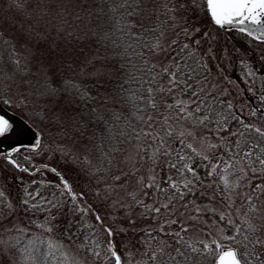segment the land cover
I'll return each instance as SVG.
<instances>
[{
	"label": "snow or ice",
	"instance_id": "6c2138e0",
	"mask_svg": "<svg viewBox=\"0 0 264 264\" xmlns=\"http://www.w3.org/2000/svg\"><path fill=\"white\" fill-rule=\"evenodd\" d=\"M259 45L264 0H0V264H264Z\"/></svg>",
	"mask_w": 264,
	"mask_h": 264
},
{
	"label": "rangeland",
	"instance_id": "374dc122",
	"mask_svg": "<svg viewBox=\"0 0 264 264\" xmlns=\"http://www.w3.org/2000/svg\"><path fill=\"white\" fill-rule=\"evenodd\" d=\"M219 34H220V40L217 43V56L218 57L223 54V47H228L229 50L231 51V47L233 44H243L244 43V37L240 34L235 33V32H230L229 30L220 29ZM254 44H255V42H254ZM259 46L264 47V45H259ZM210 63L214 65L216 63V61H213L210 58ZM225 63H227V62H225ZM256 67L259 69L260 65L257 64ZM225 71L228 72L233 79L239 81L242 87L246 88V85L241 80L240 75H239L240 68H239L238 64L235 63V61L233 62V66L231 68L226 67ZM213 76H215V71H213ZM209 79H212V77H209ZM257 87H259V83L257 84ZM248 95H250V94L245 92V96H248ZM53 163H55V162H53ZM21 174L25 177V179L29 178L28 173H21ZM0 175H2V173H0ZM31 178L40 179V176H37L36 174H32ZM47 178L48 179H54L55 177H54V174H52L51 172H48ZM69 178L72 180V182L74 183L75 186L83 187V185H84L83 180L73 177V175L71 173L69 174ZM45 191L51 192L52 190L41 189L42 194ZM85 191L87 192V189H85ZM88 198L90 201L95 200V197L92 193H88ZM99 207L101 208V211L103 212L104 211L103 206H99ZM105 222L106 223H112V221L108 218L107 215H105ZM124 240H131L133 243H136L135 240L130 239L129 233H127V234L121 233L120 237H116V243L118 245H121Z\"/></svg>",
	"mask_w": 264,
	"mask_h": 264
},
{
	"label": "trees",
	"instance_id": "16d2710c",
	"mask_svg": "<svg viewBox=\"0 0 264 264\" xmlns=\"http://www.w3.org/2000/svg\"><path fill=\"white\" fill-rule=\"evenodd\" d=\"M222 30H229L230 32H235V33H237V34L242 35V34L239 32L238 29L229 28V29H222ZM242 36H243V35H242ZM9 114L12 115L11 112H9ZM71 174L73 175V177L80 179V178L77 176V174H76L75 172H72ZM37 180H38V179H37ZM84 183H85V181H84ZM41 189L53 190V189L51 188V186H47V185H45V186H41ZM120 236H121V234L118 235L117 237H120ZM129 237H130V239H133V240L136 241V238L133 236V233H132L131 231L129 232Z\"/></svg>",
	"mask_w": 264,
	"mask_h": 264
},
{
	"label": "water",
	"instance_id": "95a60500",
	"mask_svg": "<svg viewBox=\"0 0 264 264\" xmlns=\"http://www.w3.org/2000/svg\"><path fill=\"white\" fill-rule=\"evenodd\" d=\"M225 27H230V28H233V27H231V26H225ZM9 115H11V114H9Z\"/></svg>",
	"mask_w": 264,
	"mask_h": 264
}]
</instances>
